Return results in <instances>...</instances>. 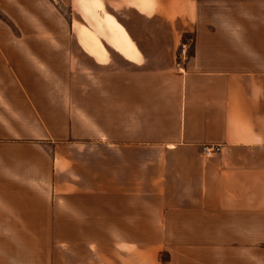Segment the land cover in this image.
<instances>
[{
  "label": "crops",
  "instance_id": "1",
  "mask_svg": "<svg viewBox=\"0 0 264 264\" xmlns=\"http://www.w3.org/2000/svg\"><path fill=\"white\" fill-rule=\"evenodd\" d=\"M96 1L107 40L75 37L60 96L47 35L0 24V235L59 234L89 264H264V0Z\"/></svg>",
  "mask_w": 264,
  "mask_h": 264
},
{
  "label": "rangeland",
  "instance_id": "2",
  "mask_svg": "<svg viewBox=\"0 0 264 264\" xmlns=\"http://www.w3.org/2000/svg\"><path fill=\"white\" fill-rule=\"evenodd\" d=\"M106 13L112 15L103 6L101 12H93L88 0H38L35 18L26 21L22 18L21 25L16 26L0 14V24L9 33L47 35L48 83L56 84L55 92L60 96L65 94L60 90L61 85L73 87L78 82L75 37L80 40L88 36L92 41L101 33L107 40L109 32L103 21V17H108ZM62 237L59 234L0 235V263L4 259L5 264H12L14 259L20 264H89L96 259L92 246L89 251L70 249L62 244Z\"/></svg>",
  "mask_w": 264,
  "mask_h": 264
},
{
  "label": "built area",
  "instance_id": "3",
  "mask_svg": "<svg viewBox=\"0 0 264 264\" xmlns=\"http://www.w3.org/2000/svg\"><path fill=\"white\" fill-rule=\"evenodd\" d=\"M190 39L183 38L178 45L176 57H175V66L178 70L182 69L183 62L187 59L190 49ZM219 152L218 146H202V153L205 157H211L213 154Z\"/></svg>",
  "mask_w": 264,
  "mask_h": 264
},
{
  "label": "bare ground",
  "instance_id": "4",
  "mask_svg": "<svg viewBox=\"0 0 264 264\" xmlns=\"http://www.w3.org/2000/svg\"><path fill=\"white\" fill-rule=\"evenodd\" d=\"M89 3L92 5V9H93V12H97V10H99V5H98V2L96 0H88ZM80 29H79V33H80Z\"/></svg>",
  "mask_w": 264,
  "mask_h": 264
}]
</instances>
